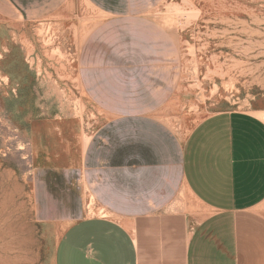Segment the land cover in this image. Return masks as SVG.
Masks as SVG:
<instances>
[{
  "label": "crops",
  "instance_id": "1",
  "mask_svg": "<svg viewBox=\"0 0 264 264\" xmlns=\"http://www.w3.org/2000/svg\"><path fill=\"white\" fill-rule=\"evenodd\" d=\"M157 1H16L30 20L90 13L78 79L99 125L73 186L104 216L71 224L54 264H264V111L218 112L179 136L165 117L176 34L153 16Z\"/></svg>",
  "mask_w": 264,
  "mask_h": 264
},
{
  "label": "rangeland",
  "instance_id": "2",
  "mask_svg": "<svg viewBox=\"0 0 264 264\" xmlns=\"http://www.w3.org/2000/svg\"><path fill=\"white\" fill-rule=\"evenodd\" d=\"M16 1L0 0V264H54L71 224L104 216L73 186L78 149L99 125L78 79L90 13L70 5L30 20ZM157 2L153 16L176 34L165 117L179 136L218 112L264 111V0Z\"/></svg>",
  "mask_w": 264,
  "mask_h": 264
}]
</instances>
